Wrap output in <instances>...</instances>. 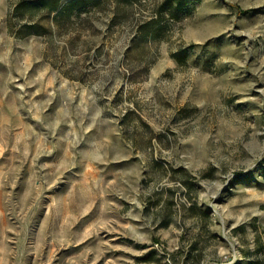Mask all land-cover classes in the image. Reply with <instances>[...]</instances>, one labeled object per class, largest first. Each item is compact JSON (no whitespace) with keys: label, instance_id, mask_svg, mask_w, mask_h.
<instances>
[{"label":"rangeland","instance_id":"1","mask_svg":"<svg viewBox=\"0 0 264 264\" xmlns=\"http://www.w3.org/2000/svg\"><path fill=\"white\" fill-rule=\"evenodd\" d=\"M0 264H264V0H0Z\"/></svg>","mask_w":264,"mask_h":264}]
</instances>
